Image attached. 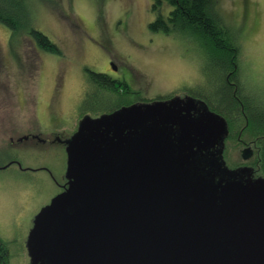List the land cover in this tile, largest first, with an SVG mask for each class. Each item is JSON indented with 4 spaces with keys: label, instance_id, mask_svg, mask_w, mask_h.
<instances>
[{
    "label": "water",
    "instance_id": "1",
    "mask_svg": "<svg viewBox=\"0 0 264 264\" xmlns=\"http://www.w3.org/2000/svg\"><path fill=\"white\" fill-rule=\"evenodd\" d=\"M179 100L79 121L64 189L33 218L30 264H264V177L216 178L222 153L200 151L226 121L193 117Z\"/></svg>",
    "mask_w": 264,
    "mask_h": 264
},
{
    "label": "rangeland",
    "instance_id": "2",
    "mask_svg": "<svg viewBox=\"0 0 264 264\" xmlns=\"http://www.w3.org/2000/svg\"><path fill=\"white\" fill-rule=\"evenodd\" d=\"M30 3L33 27L56 43L60 53L37 47L23 30L12 33L0 22V238L8 249L7 264H30L26 241L33 218L66 181L64 144L40 142L36 136L73 133L87 94L85 67L125 80L131 99L184 92L213 95L210 53L193 36L151 30L158 15L153 0ZM169 8L164 1L159 12L166 15ZM209 11L239 27L240 67L246 82L256 84L263 95L264 0H214ZM113 66L119 69L114 72ZM240 122L230 127L233 137L225 143L224 160L228 167L245 161L234 144L244 127L241 138L262 144L254 151L260 154L262 173L264 129L250 131Z\"/></svg>",
    "mask_w": 264,
    "mask_h": 264
},
{
    "label": "trees",
    "instance_id": "3",
    "mask_svg": "<svg viewBox=\"0 0 264 264\" xmlns=\"http://www.w3.org/2000/svg\"><path fill=\"white\" fill-rule=\"evenodd\" d=\"M166 1L170 8L166 15L159 12L160 6ZM214 0H153V9L158 12L154 21L149 24L153 31L178 32L193 36L197 44L206 48V55L214 67L211 74L213 95L206 96L215 106L216 111L224 116H231L223 105L233 103L232 92L227 84L228 79H234L240 67L239 27L223 23L220 17L213 15L209 9ZM32 4L30 0H0V22L9 27L12 33L20 29L25 32L37 45L47 51L60 53L59 46L52 42L43 32L33 27ZM87 94L82 102V111L89 110L110 112L123 105L129 104L135 98H128L129 86L124 80L112 78L106 73L96 72L87 67ZM252 95L245 113L249 117L248 129L258 131L264 129V94L255 90L252 81L248 83ZM259 86H261L259 84ZM258 92V93H254ZM163 96V95H162ZM161 95L157 97H162ZM204 96V95H203ZM118 101L115 105L111 100ZM92 100V102H91ZM218 101V102H215ZM105 102V104H103ZM91 104H95L92 106ZM102 105V106H100ZM98 108L91 109L90 107ZM233 110V106H232ZM239 113V112H238ZM233 122V119H229ZM235 122V120H234ZM8 249L0 238V264H7Z\"/></svg>",
    "mask_w": 264,
    "mask_h": 264
},
{
    "label": "flooded vegetation",
    "instance_id": "4",
    "mask_svg": "<svg viewBox=\"0 0 264 264\" xmlns=\"http://www.w3.org/2000/svg\"><path fill=\"white\" fill-rule=\"evenodd\" d=\"M108 62H110L111 64L113 63L111 58L108 60ZM120 63V62H119ZM109 66V64H108ZM112 66V65H111ZM116 68L114 69L116 72V70L119 69V66H115ZM110 69V68H109ZM246 73L244 72V70L242 68H240L238 70V73L235 75L234 79H226L227 80V84L229 85V88L232 92V97L234 99L233 103H228L225 105H223L222 109L227 108V111L229 112V114L231 116H224L222 114H220L219 112L216 111V108H214L215 106L210 102V99L206 98L205 96H199L196 95L195 93H191L190 94H167L166 96H162V97H157V96H153V97H147V96H138L137 98L134 99V101H132L129 104L126 105H130L132 103H142V102H152L155 100H169L173 97H180L181 100L178 101V105L177 107L183 109V111H190V113H192L193 117H200L203 116L207 111H212L214 113H217L219 115H221L222 117H224L225 121H226V125H227V133L224 134L222 136V139L219 140L216 144L214 145H209L208 147H206L203 151H200L201 153H203L204 155H207L209 153V155L212 156V159H215L218 157V154L221 152L222 153V157L224 154V150H225V143L228 140H231L230 138H232V134L233 131L230 129L231 125H233V127L238 126L241 122L240 120H244V126L245 129L246 127H248L249 125V117L246 115L245 113V105L248 106V104L250 103V99L251 97H253L251 89L249 88L248 83L246 82ZM125 81V80H124ZM88 88V87H87ZM192 98V100H190L191 102H187V99ZM218 102V101H215ZM232 106H233V110H232ZM115 111V110H113ZM110 111V112H113ZM110 112H104V113H110ZM239 112V113H238ZM102 113H96L95 115L91 116L87 111L86 112H81V115L79 116V121L85 116V115H89L91 117H96L99 116ZM229 119H233V122L229 121ZM235 120V122H234ZM79 121L76 123V128L74 129L73 133L77 130L78 128V124ZM244 127H241L239 132H238V136L236 137L237 141L234 143L236 146L238 145L240 149V156H242V158L245 160L243 162L238 163L236 166H232V167H228L224 157V163H221V161L217 162L220 163V165L217 164V177L219 178L218 174H222L223 170L226 171L229 175L234 176L236 179H248L249 181L252 179H256L258 177H264V171L262 173H259V171H261L260 169V154L254 153V151H256L257 149L261 150L262 149V144H258L256 142L255 139H250L245 141V139L241 138L240 135H242V131H243ZM72 133V134H73ZM175 133H177V127H175L174 129V136ZM70 134L67 137H61L58 134L52 135V137H48V138H40L39 136H36V139L39 140L40 142H45V143H63L64 146L66 147L65 141L72 135ZM33 137H35V135H31ZM28 135H25L23 138H28ZM175 138V137H174ZM22 139V138H21ZM175 140V139H174ZM250 161V162H249ZM219 168V170H218ZM229 168H231V171H228ZM66 182V181H65ZM65 184V183H64ZM64 186V185H63ZM64 189V187H62V190ZM61 192V191H60Z\"/></svg>",
    "mask_w": 264,
    "mask_h": 264
}]
</instances>
